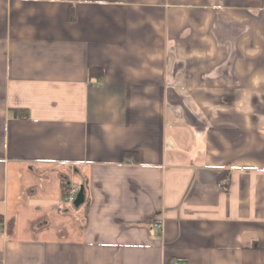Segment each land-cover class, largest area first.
Segmentation results:
<instances>
[{"label":"crops","instance_id":"1","mask_svg":"<svg viewBox=\"0 0 264 264\" xmlns=\"http://www.w3.org/2000/svg\"><path fill=\"white\" fill-rule=\"evenodd\" d=\"M174 262L264 264V0H0V264Z\"/></svg>","mask_w":264,"mask_h":264},{"label":"built area","instance_id":"2","mask_svg":"<svg viewBox=\"0 0 264 264\" xmlns=\"http://www.w3.org/2000/svg\"><path fill=\"white\" fill-rule=\"evenodd\" d=\"M228 184H229V179L226 178L222 181L221 186L225 188L228 186ZM79 192H80L79 188L71 187V188L67 189V191L65 192V195H64L65 201L73 204L75 202ZM154 228H156L158 230H162V226L159 224H155ZM173 264H179V263L174 262Z\"/></svg>","mask_w":264,"mask_h":264},{"label":"water","instance_id":"3","mask_svg":"<svg viewBox=\"0 0 264 264\" xmlns=\"http://www.w3.org/2000/svg\"><path fill=\"white\" fill-rule=\"evenodd\" d=\"M83 202H84V192H83V190H81L79 192L74 204H75V206L78 207V206L82 205Z\"/></svg>","mask_w":264,"mask_h":264},{"label":"trees","instance_id":"4","mask_svg":"<svg viewBox=\"0 0 264 264\" xmlns=\"http://www.w3.org/2000/svg\"><path fill=\"white\" fill-rule=\"evenodd\" d=\"M92 73H93V72H92ZM94 73H95V72H94ZM100 73H101V72H100ZM100 73L98 74V75H99V77L101 76V75H100ZM101 74H102V73H101ZM67 187H68V186L64 187V195H65V192H66V191H67V189H68Z\"/></svg>","mask_w":264,"mask_h":264},{"label":"rangeland","instance_id":"5","mask_svg":"<svg viewBox=\"0 0 264 264\" xmlns=\"http://www.w3.org/2000/svg\"><path fill=\"white\" fill-rule=\"evenodd\" d=\"M226 179V178H225Z\"/></svg>","mask_w":264,"mask_h":264}]
</instances>
